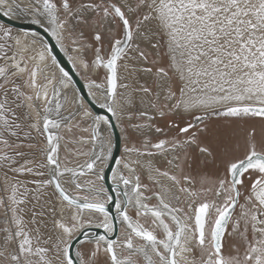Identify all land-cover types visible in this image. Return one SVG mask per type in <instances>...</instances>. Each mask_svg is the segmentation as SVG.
Masks as SVG:
<instances>
[{
    "label": "snow or ice",
    "instance_id": "obj_1",
    "mask_svg": "<svg viewBox=\"0 0 264 264\" xmlns=\"http://www.w3.org/2000/svg\"><path fill=\"white\" fill-rule=\"evenodd\" d=\"M0 264H264V0H0Z\"/></svg>",
    "mask_w": 264,
    "mask_h": 264
},
{
    "label": "water",
    "instance_id": "obj_2",
    "mask_svg": "<svg viewBox=\"0 0 264 264\" xmlns=\"http://www.w3.org/2000/svg\"><path fill=\"white\" fill-rule=\"evenodd\" d=\"M6 19V18H4ZM14 26L15 27H18V28H23L25 30H27V24L26 22L21 24L19 22H14ZM57 54L59 55L60 59L63 61V64L64 66L66 67L67 70H71V65L68 63L67 59L63 56L62 53H59V49L57 48ZM76 79L79 81V78L76 77ZM80 83H82V81H80ZM86 89L84 90V92L86 93ZM117 136L119 138V146H118V151L116 152V158L119 159L120 158V155H121V149H122V141H123V138L122 137H119V130H117Z\"/></svg>",
    "mask_w": 264,
    "mask_h": 264
},
{
    "label": "rangeland",
    "instance_id": "obj_3",
    "mask_svg": "<svg viewBox=\"0 0 264 264\" xmlns=\"http://www.w3.org/2000/svg\"><path fill=\"white\" fill-rule=\"evenodd\" d=\"M169 120H175V119H177L176 117H174V116H172V117H169L168 118ZM157 123L160 125V126H165V124L167 123V120H158L157 121ZM218 122H213V129H210V131H215V125L217 124ZM252 123H255L256 124V127H257V132L259 133L260 132V130H261V126H260V123H259V121H253ZM171 134V133H170ZM134 136H135V134H133ZM154 139L156 138V137H153ZM125 143V142H124ZM123 147H124V145H123ZM122 153H123V149H122Z\"/></svg>",
    "mask_w": 264,
    "mask_h": 264
},
{
    "label": "flooded vegetation",
    "instance_id": "obj_4",
    "mask_svg": "<svg viewBox=\"0 0 264 264\" xmlns=\"http://www.w3.org/2000/svg\"><path fill=\"white\" fill-rule=\"evenodd\" d=\"M122 149H123V141H122ZM122 149H121V152H122ZM123 153H121V155H122Z\"/></svg>",
    "mask_w": 264,
    "mask_h": 264
},
{
    "label": "crops",
    "instance_id": "obj_5",
    "mask_svg": "<svg viewBox=\"0 0 264 264\" xmlns=\"http://www.w3.org/2000/svg\"><path fill=\"white\" fill-rule=\"evenodd\" d=\"M123 145H124V140H123Z\"/></svg>",
    "mask_w": 264,
    "mask_h": 264
}]
</instances>
